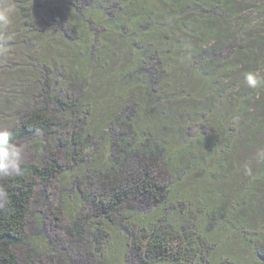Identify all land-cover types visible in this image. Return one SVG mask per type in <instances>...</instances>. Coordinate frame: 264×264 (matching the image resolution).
I'll return each mask as SVG.
<instances>
[{
  "label": "trees",
  "instance_id": "16d2710c",
  "mask_svg": "<svg viewBox=\"0 0 264 264\" xmlns=\"http://www.w3.org/2000/svg\"><path fill=\"white\" fill-rule=\"evenodd\" d=\"M9 2L21 77L0 118L24 173L0 177V264L42 262L33 206L39 230L71 225V264H211L232 238L264 264V85L243 83L264 78V0Z\"/></svg>",
  "mask_w": 264,
  "mask_h": 264
},
{
  "label": "rangeland",
  "instance_id": "374dc122",
  "mask_svg": "<svg viewBox=\"0 0 264 264\" xmlns=\"http://www.w3.org/2000/svg\"><path fill=\"white\" fill-rule=\"evenodd\" d=\"M10 0H3L0 2V6L11 3ZM17 10V8H16ZM18 14L17 12L12 18L11 23L6 27H0V114L10 112V110L13 107V103L15 100H17L16 95L13 93L12 90L18 88V85L14 82H16V79L18 77H21L20 74L17 75L18 70L17 69H8L5 66V64H11L13 65L18 61L17 54L15 53L14 47L15 43L11 42L12 40H15L16 33L18 31L17 25H18ZM264 40V39H263ZM216 43L215 41H208V46H214ZM35 54V53H33ZM264 69V68H263ZM15 84V85H14ZM22 93V92H21ZM27 95V94H26ZM20 106H16L13 108V110L19 109ZM5 118V116H4ZM15 121L14 116H10L7 121H3L2 118H0V128H9L13 122ZM260 152H264V138L262 139L260 143ZM229 183V179H228ZM224 186L223 184L221 185ZM258 192L260 193V204L258 205V210L256 213V216L262 217V214H264V183L262 187L256 186ZM39 207L36 209L34 206L31 209V212L29 214V217L27 219V239L29 242L28 250L23 251V253H30V251L36 250L38 251V255H40V258L42 259V262L40 264H49V260L51 261L50 257L49 259L46 258L47 255L52 254L54 256L52 260V264H71V262L75 261L77 256V247L74 245L72 246L68 239H67V233L66 229H69L71 226L66 219H64L62 216L58 215L59 218L58 221H55L54 223L57 224V226H53V231L49 230L50 227L46 226L44 230H39L38 225V216H42V214H39L38 210ZM52 212H56L55 210H52ZM264 217V215H263ZM41 220V218H40ZM43 234L46 235V238L43 239ZM208 236H210L208 234ZM217 243L220 237H217ZM209 239V238H208ZM225 240V239H223ZM50 242V245L53 246L50 250H47V242ZM227 241V240H226ZM229 241V240H228ZM227 241V242H228ZM114 246H119V240L116 239L112 242ZM117 249V248H116ZM30 250V251H29ZM216 248V250L213 252L211 258V264H218L220 260H222L223 257H226L228 255H234V258H236V261H239L241 264H250L254 263V254L251 252V249L246 247L241 243V241L238 238H232L229 242L226 248L219 250ZM117 252V251H116ZM60 260V263L58 262ZM76 262V261H75ZM37 264H39L37 262ZM107 264H120L119 258H112L107 262Z\"/></svg>",
  "mask_w": 264,
  "mask_h": 264
},
{
  "label": "clouds",
  "instance_id": "9594fccd",
  "mask_svg": "<svg viewBox=\"0 0 264 264\" xmlns=\"http://www.w3.org/2000/svg\"><path fill=\"white\" fill-rule=\"evenodd\" d=\"M16 13L14 4L8 3L0 6V27L6 28ZM243 83L251 89L264 85V78L259 71L246 72ZM13 133L7 128H0V177L22 176L24 149L22 146L12 142ZM8 199V194L3 187H0V205Z\"/></svg>",
  "mask_w": 264,
  "mask_h": 264
}]
</instances>
